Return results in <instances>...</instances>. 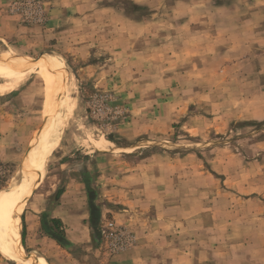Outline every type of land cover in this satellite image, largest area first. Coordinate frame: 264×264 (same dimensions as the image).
<instances>
[{
    "label": "rangeland",
    "instance_id": "374dc122",
    "mask_svg": "<svg viewBox=\"0 0 264 264\" xmlns=\"http://www.w3.org/2000/svg\"><path fill=\"white\" fill-rule=\"evenodd\" d=\"M13 54L63 58L77 85L22 209L25 256L100 264L134 248L155 215L179 219L159 224H175L179 246L199 236L233 257L264 251V0H0V63ZM58 79L40 64L0 93V121L14 124L0 123V192ZM109 223L119 236L103 233ZM0 264H15L1 247Z\"/></svg>",
    "mask_w": 264,
    "mask_h": 264
},
{
    "label": "bare ground",
    "instance_id": "6f19581e",
    "mask_svg": "<svg viewBox=\"0 0 264 264\" xmlns=\"http://www.w3.org/2000/svg\"><path fill=\"white\" fill-rule=\"evenodd\" d=\"M43 57L34 62L13 54L0 63V93L14 91L40 64H47L59 72L58 101L47 115L40 137L33 143L9 188L0 192V247L15 264H48L45 259L35 255L25 256L21 240L22 209L39 184L41 165L69 117L77 94V85L72 79V73L66 68L64 59ZM92 145L97 150L114 147L102 138L100 141L93 138Z\"/></svg>",
    "mask_w": 264,
    "mask_h": 264
},
{
    "label": "crops",
    "instance_id": "0c3cea01",
    "mask_svg": "<svg viewBox=\"0 0 264 264\" xmlns=\"http://www.w3.org/2000/svg\"><path fill=\"white\" fill-rule=\"evenodd\" d=\"M2 122L8 126H14L7 119L0 121V123ZM3 130L0 129L1 143L4 140H10L9 134H5L6 131ZM2 146L1 144L0 149ZM148 222L156 224H150L148 226L146 235H138L139 240L134 248L110 259L100 260V264H264V251L262 249L257 251V249H253L249 244L243 246V251L234 257L233 253L228 249L226 250L220 245L216 246V241L213 237H206V242L200 244V237L193 236V240L191 241L192 246L190 248H187V246H179V231L174 227L175 224L168 227L171 230L166 234L159 229L162 228V225L159 224L163 222L176 223L179 222L178 218L165 219L163 215H155ZM215 227V224H208L203 227L204 232L212 235ZM249 230L253 231L255 229L249 228ZM168 234H172L174 237L170 238Z\"/></svg>",
    "mask_w": 264,
    "mask_h": 264
},
{
    "label": "built area",
    "instance_id": "2783aa9c",
    "mask_svg": "<svg viewBox=\"0 0 264 264\" xmlns=\"http://www.w3.org/2000/svg\"><path fill=\"white\" fill-rule=\"evenodd\" d=\"M108 226H109V229H107V230H109V231H104L103 233L109 232V234H111V235L118 234V236H119V234L121 232H119L117 229H113L112 223H109Z\"/></svg>",
    "mask_w": 264,
    "mask_h": 264
}]
</instances>
